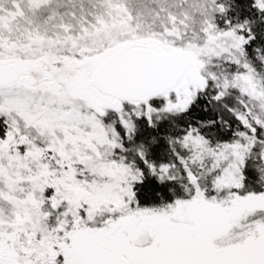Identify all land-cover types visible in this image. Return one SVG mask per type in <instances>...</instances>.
I'll use <instances>...</instances> for the list:
<instances>
[{
  "label": "snow or ice",
  "instance_id": "snow-or-ice-1",
  "mask_svg": "<svg viewBox=\"0 0 264 264\" xmlns=\"http://www.w3.org/2000/svg\"><path fill=\"white\" fill-rule=\"evenodd\" d=\"M0 264H264V0H0Z\"/></svg>",
  "mask_w": 264,
  "mask_h": 264
}]
</instances>
